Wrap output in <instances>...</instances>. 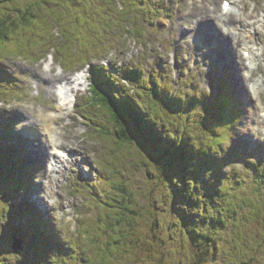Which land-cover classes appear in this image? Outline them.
<instances>
[{"label": "rangeland", "instance_id": "rangeland-1", "mask_svg": "<svg viewBox=\"0 0 264 264\" xmlns=\"http://www.w3.org/2000/svg\"><path fill=\"white\" fill-rule=\"evenodd\" d=\"M82 1L13 0L10 2V6L14 5L21 8L31 6L32 12L29 14L26 24L21 20L19 21L20 27L11 34L9 45H34L38 42L41 33H44L43 36L49 37L47 30L52 29L55 40L49 39L42 42L37 51L40 52L47 42H60V46H65L63 49L67 52H70V49L74 47L81 51L78 55L71 56L72 59L68 60L71 64L68 67L63 64L65 69L58 65L60 61L57 57V62L53 57H50L45 59V62L36 63L35 60H27L21 55H1L6 61L5 66L7 65L11 69L10 71L17 76L18 86H22V92L12 95V99L8 103L0 102V115L2 117V122H0V175L11 186L0 194V264H47L49 262L52 264H196L194 263V247L190 240L188 241L180 235L177 225V221L181 220L183 214L186 213V209L180 207L183 198L191 203L189 194L193 190L190 188L188 193L176 203L172 194L177 188L173 184L166 186L165 199L157 201V205L145 198L138 202L134 201L133 209H143V217L136 220L137 229L133 235L135 240L140 239V241L134 244H131V241H114L117 234H112L110 225L116 222L127 208V203L120 207L113 205H120V202L117 203L119 199L123 201V193L115 189V182L124 180V184L128 183L132 188L135 186L137 193L141 192L136 196L138 198L141 195L144 196L149 187L156 184L154 179L148 178V176H152L150 171L146 170L145 166L142 168L138 165L143 160L142 153L136 161L133 158L134 154H130L129 149L123 148L117 141V137L114 140L112 135L106 136L103 125L99 124L98 117L93 116L91 110L86 107L85 101L90 93L88 88H86L87 93H80L83 95L80 100L76 96L70 113L61 115L63 118L57 121L61 137L70 146L68 149L74 157L67 173L62 177L61 187L57 189L58 202L54 203V199L51 198L52 203L50 204L47 196L42 191L40 192L41 183L47 175V169L52 170L57 160L54 161L53 167H50L52 164L49 163L53 162L50 154L45 160L42 156L37 155L35 150L40 151L43 144L34 139L30 131L40 132V135L44 136L43 141L46 140L42 126L33 122L34 117L43 113L42 110H45L46 115H50L51 110L58 107L54 103L53 97L59 99L58 88L60 83L54 81L50 86L47 81L50 73L52 75L62 73L66 77L75 78L78 76L75 71L81 69L82 60L85 61L93 57L94 63L98 65L102 64L101 60L104 57H107L105 62L113 69L115 65L122 68L129 66L130 69L145 70L147 76L156 72L158 76L163 75L165 82L172 76L177 82L180 74L181 76L190 74L188 90L192 87V90L195 89L200 93L212 94L211 89L214 87L210 73L213 56L210 55L209 58H205L206 55L202 49H207V47L202 46L199 38H194L196 36L186 34V29L192 30L187 22L193 21L188 16L189 8L193 6L190 2L193 0H144L145 10L142 9L144 5L140 6L137 0ZM194 1L195 5L205 1L211 7L214 6L212 3L217 1L221 7L223 2V0ZM245 1L251 10L256 7L258 2V0ZM2 3L8 2L6 0L0 2V4ZM262 4L264 5V2ZM4 9V11L0 10V15L17 12L16 8L7 7L6 9L4 7ZM36 11L40 12L35 15ZM203 20L213 26V20L208 21L205 16ZM251 22L247 19L242 22V27L244 25L253 26L254 24ZM198 24L199 22L196 24L197 28L199 27ZM103 26L106 27L105 31ZM208 27L211 26L208 25ZM87 46H89L88 50H91L92 54L83 57L84 55L81 56V53H84L82 51ZM221 47L222 43L221 46H217V49ZM100 48L108 51L98 53ZM51 51L56 53L55 49ZM176 51L180 54L179 59H175ZM171 66L173 74L170 75L168 73ZM50 68H53L52 72L49 71ZM186 68L188 70L184 71ZM216 69L220 71L221 67ZM225 71L227 74L224 84L226 83L227 88L232 84L227 91L233 93L239 112V121L235 126L233 138L238 145H243L239 131L246 125V99L237 89L231 67L227 66ZM242 72L243 70L241 75ZM215 82L217 83L218 79ZM262 97L264 101V93ZM249 101L252 111L262 115L264 104L261 107L257 105L261 99L252 96ZM97 113L99 118L106 119L103 112ZM92 118L94 122L91 121ZM247 122L250 124L249 118H247ZM258 130L261 132L259 136H257ZM250 131V135L253 137L248 145V149L252 152L251 160H259L261 157L264 159V128L254 122ZM114 132L113 126L111 133ZM17 148H20V151ZM49 150L53 153L52 145ZM17 156L20 158L19 163L23 165L22 168H17ZM53 156L54 159L58 158L54 153ZM234 163L236 164V161ZM243 164H238L237 168L244 170ZM261 164H264L263 160ZM27 166L34 168L36 175L30 182L29 191L18 192L19 197L16 198L13 180L18 179L23 168ZM153 169L154 167H152ZM10 171L14 174L10 175ZM146 180L149 181L148 184L145 182ZM54 184L57 187L58 183L54 182ZM84 186L87 188L84 189ZM97 188L101 189L98 190ZM95 191L100 192V199L95 200L91 196ZM240 194L241 192L236 194L235 200L233 199L234 203L240 202ZM29 196L34 197V201L31 199L33 202L31 205L41 210L38 217L42 226L41 234H46V237L50 238L47 243L39 244L41 250L33 249L30 252L31 241L34 237L32 235L30 241L29 235L34 226L31 219L24 217L26 215L23 209L28 210L26 204H21V200L23 199L24 202ZM254 200L260 201L251 203V208L259 207L262 204L264 206V187L256 192ZM3 201L11 205V208L17 206L20 208L19 212L24 215L21 214L16 230L13 229L11 216L14 209L7 210L5 214ZM181 206L183 207V204ZM180 212H183L182 215L179 214ZM257 214L258 216L254 217L253 214L246 217L240 216L234 236L229 233L226 234V239L228 237L224 243L226 246L220 248L222 254L217 251L215 259L210 257L199 264H238L245 252L247 264H264V250L256 253V249H254L258 243L256 242L258 233L262 235V241L259 242L264 248V219H262L264 215H262L263 213ZM158 215L161 216L160 220L163 222L164 234L162 233V235L165 239L159 244L157 243L158 239L153 238L148 233L150 221L153 219L155 222L154 218ZM4 216L10 217L12 222ZM189 216L190 221L193 222L198 215L192 211ZM244 227V231L247 232H245L244 237H241L239 229ZM114 228L113 230H115ZM10 232H16L17 236L24 238V244H26V247L24 245V248L17 254L12 248ZM151 239L153 241H150ZM37 240L45 241L41 236L34 239V241ZM56 240L60 242L63 248H68L70 242L72 251L66 256L64 251L57 247ZM117 242L121 243L117 244ZM84 251L87 254L86 257ZM1 252H8L10 256Z\"/></svg>", "mask_w": 264, "mask_h": 264}, {"label": "trees", "instance_id": "trees-1", "mask_svg": "<svg viewBox=\"0 0 264 264\" xmlns=\"http://www.w3.org/2000/svg\"><path fill=\"white\" fill-rule=\"evenodd\" d=\"M6 0H0L3 2ZM0 4V10L4 7L16 8L14 14L0 15V45L8 39L10 33L20 27V20L26 24L29 14L32 12L31 6L25 8L10 6V2ZM4 5V7H2ZM8 5V6H6ZM40 11H36L35 15ZM43 58V57H42ZM131 76L142 74L132 71ZM0 77L5 82H12V75L8 72H0ZM98 85L95 86L93 96L97 106H102L106 121L115 128L114 134L109 133L115 139L118 138L119 144L123 148L129 149L133 158L141 156L143 160L140 167L145 166L150 171L154 179L155 186L149 187L140 198L136 197L135 186L125 181L115 182V189L123 193V201L120 205L113 204L114 207L127 206L119 219L110 225L112 234L116 235L114 241H131L134 244L140 239L133 238L136 231V220L142 218V210L132 208L134 201H140L145 198L147 201L157 205V201L165 199V190L168 185H175L174 190L175 203L184 197L190 188L189 194L191 203L183 198L180 203L181 208L186 209L183 218L177 221L180 235L191 241L194 247V263L199 264L208 260L210 257L215 259L217 251L224 245L226 234L234 236L237 230L239 218L248 215L258 216L257 213L264 215L263 204L256 208H251V203L259 202L253 198H246L235 202L236 194L234 191L245 190L249 184L247 177L226 175L224 165L217 166L221 161L220 154L224 148L222 141L229 139L230 129L232 128V106H229V112L220 115L222 120L218 125L211 116L200 112L196 104V96H191L187 92L175 93L173 88L164 87L158 81H153L155 86L151 90L143 89L138 91L137 96L130 94V90L125 86L116 87L119 80L108 74L106 71L98 70L96 75ZM107 90H103V88ZM230 102V101H229ZM231 105V104H229ZM168 113V116L165 114ZM170 124H168L166 121ZM128 146V147H127ZM135 161V163H136ZM137 164V163H136ZM152 167L154 169L152 170ZM258 173V176L264 182V170L257 167L249 168ZM169 180V181H168ZM147 184L148 180L145 181ZM261 185L260 183L258 186ZM260 189L257 188L255 192ZM4 190V187L2 191ZM163 193H161V191ZM240 193V192H239ZM122 196V194H120ZM161 195V198L159 196ZM233 197V198H232ZM259 198V197H258ZM135 202V205H137ZM234 203V205H233ZM183 204V207L181 206ZM194 211L198 216L191 222L190 214ZM183 212L179 214L182 215ZM180 215V216H181ZM161 216H157L155 222L150 221L149 234L158 239V244L164 241L162 233L163 222ZM264 219V218H262ZM182 227H180V226ZM113 227H115L113 230ZM200 227L199 229H197ZM244 228L239 229L241 237L245 236ZM38 235V234H37ZM36 235V236H37ZM262 235H256V253H260L264 248L261 247ZM150 241H153L151 239ZM115 243V242H114ZM121 242H117L119 244ZM37 241L36 250H41ZM198 249V251H197ZM253 249V250H254ZM222 254V253H220ZM246 252L238 264H247ZM86 257V255H85ZM243 260V261H242ZM252 260V258H250ZM233 262V260H231ZM43 264V263H40ZM52 264V263H47Z\"/></svg>", "mask_w": 264, "mask_h": 264}, {"label": "bare ground", "instance_id": "bare-ground-1", "mask_svg": "<svg viewBox=\"0 0 264 264\" xmlns=\"http://www.w3.org/2000/svg\"><path fill=\"white\" fill-rule=\"evenodd\" d=\"M232 1L235 5L234 9L237 11L235 13H232L233 10L230 9L229 14H224L222 8L218 5V1L216 3H212L214 5L213 7L209 6L208 3L205 1L199 2L200 4L197 5H195L196 3H194L188 11V16L193 21L187 22L189 27L192 28V30L186 29V34H191L196 37H199L205 43H209L211 38L213 40L215 39L214 42H217V46H221L222 43V47L220 49L212 48L208 49V51L209 53L211 51H214L218 54V59H215L213 61L214 64L219 61L223 66L231 67L234 72V75L232 76L236 80L237 89L240 91L241 95L244 96V98L246 99V125H244L246 127L244 129L243 126V128H241L239 131L241 140L243 141V145L246 146L249 145L251 140L253 139V137L250 135V132H252L250 131V128L251 126H254V122L255 124L264 128V114L260 115L258 114V112L252 111L250 107L251 103L249 101L250 97H252V93L247 88L249 86V81L252 80H254L252 85L255 86L259 91L263 89L264 85V5L262 4L264 1L258 0L256 7L253 10L249 8V5L246 3L245 0ZM224 15H226L225 19L223 18ZM204 16L207 18L208 21L210 19L213 20V26L203 20ZM247 19L251 20V23H253L254 25H244L242 27V22L246 21ZM197 22H199L198 28L196 27ZM224 24L230 26L228 32L222 29ZM208 25H210L211 27H208ZM232 27L238 28V32L232 30ZM246 30H251L250 32H253L246 33ZM202 35H204L205 37H202ZM242 44L248 46L252 44L253 49L257 48L259 50V53H256L253 50V56L251 57V59L256 61L257 65L255 68L251 67L250 77H244L243 72L241 75V71H245L247 68L245 64L246 61L241 54L240 47L242 48ZM49 71H53V68H50ZM83 79V74H80L75 78H69L64 76L62 73L58 75H52L50 73V76L47 79L49 85L52 86L54 81H58V83H61L60 87L62 86L60 91H63V97L61 98V102L58 104L59 111L62 114L67 115L70 113L72 108L68 103V100L70 99V97L72 98V96H74L77 92L81 90V85H84L82 84ZM254 92H256L255 88ZM53 100L56 101L57 98L53 97ZM71 102H73V98ZM42 111L43 113L40 112L41 114H39L38 117L33 116V122L40 124L42 128H48V134L52 138V145L57 147L58 152L64 150V153H66L67 151H65V149H68L70 146L65 141H63L61 133L59 132L58 127L56 126V123L58 119L61 118V116H58L57 119H55L52 115H46L44 113L45 110ZM53 112L54 111L52 110L51 114H53ZM247 118H249L250 124H248L249 122H247ZM30 132L34 136V138H36L43 144V148L40 151H35L39 156H42L45 160L50 153L48 144L51 143H49L48 141L44 143L43 137L40 135V132L38 133L35 130H31ZM260 134L261 132L260 130H258L257 136H259ZM63 137L65 136L63 135ZM69 162V158H61L57 160L55 169L52 171L58 173L57 176H53L51 173H49V170L46 171L47 175L43 179V183H41V191L47 196V200L51 203V198H56V194L58 192L57 189L61 187L60 184L62 182V177L65 175V173H67ZM54 182L58 183L57 187L55 186ZM32 193L34 194L35 192ZM30 199L34 201V197L30 196Z\"/></svg>", "mask_w": 264, "mask_h": 264}, {"label": "water", "instance_id": "water-1", "mask_svg": "<svg viewBox=\"0 0 264 264\" xmlns=\"http://www.w3.org/2000/svg\"><path fill=\"white\" fill-rule=\"evenodd\" d=\"M14 249L16 252H20L23 249V242L20 239H16L14 242Z\"/></svg>", "mask_w": 264, "mask_h": 264}, {"label": "snow or ice", "instance_id": "snow-or-ice-1", "mask_svg": "<svg viewBox=\"0 0 264 264\" xmlns=\"http://www.w3.org/2000/svg\"><path fill=\"white\" fill-rule=\"evenodd\" d=\"M225 8H227L228 7V3H227V0H225V3H224V5H223Z\"/></svg>", "mask_w": 264, "mask_h": 264}]
</instances>
